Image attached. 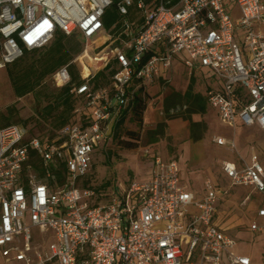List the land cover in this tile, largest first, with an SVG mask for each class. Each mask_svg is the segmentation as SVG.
<instances>
[{"label": "built area", "instance_id": "obj_1", "mask_svg": "<svg viewBox=\"0 0 264 264\" xmlns=\"http://www.w3.org/2000/svg\"><path fill=\"white\" fill-rule=\"evenodd\" d=\"M112 7L119 20L107 29ZM76 33L89 71L108 60L117 71L99 89L75 84L71 63L53 74L58 88L72 86L82 97L77 112L91 118L86 125L69 123L42 138L21 123L0 124V255L18 264H251L214 224L227 191L206 180L197 196L175 160L155 158L149 179L117 184L107 201L82 183L108 123L139 91L148 95L179 56L190 74L207 68L221 82L206 96L222 123L264 131V0H0V70L24 49ZM215 142L232 145L225 137ZM223 170L232 186L264 193L257 153L241 165L226 161Z\"/></svg>", "mask_w": 264, "mask_h": 264}, {"label": "rangeland", "instance_id": "obj_2", "mask_svg": "<svg viewBox=\"0 0 264 264\" xmlns=\"http://www.w3.org/2000/svg\"><path fill=\"white\" fill-rule=\"evenodd\" d=\"M104 42L105 39L102 38L99 44ZM66 44L67 48L74 55L80 53L79 56L86 47L85 41L79 33L69 36ZM98 45H95V47ZM47 47L41 48L37 53L31 55L28 63L30 65L37 64ZM89 51L93 52L92 49H89ZM94 56L96 55L94 54ZM81 61L82 57H79L76 63L78 64ZM189 76L188 72L178 65L172 75L173 83L177 84L182 78L186 81ZM197 77L199 84L196 85V89L199 87L203 88V82L201 81L203 79L202 73ZM61 89L53 83L52 77L49 75L36 86L33 92L23 97H18L7 70H0V120H3L4 116H11V122L26 124L32 136L42 138L52 136L55 131L62 127L60 115L64 108L58 107ZM150 100V105H155L156 107L157 103L153 99ZM74 103L76 106H79L82 101H75ZM50 107H52L51 111ZM160 117H164L162 113ZM211 119H206L210 131L207 142L210 144L207 143L208 145L204 147V150L199 151L198 149L197 153H192L188 156L186 155V151L180 152L182 150V147L179 148V145L182 143L181 137L164 140L161 147H166L168 150H163L160 145H151L147 142L146 130L148 126L143 123V126L140 128L133 117L129 116L121 130L122 137H124V134L128 130L136 131L140 135L138 147L135 149H125L118 144L114 136L112 138L108 137L106 142L94 154L92 169L89 174L91 183L95 186L111 184L110 188L114 189L119 183L127 184L131 180H147L152 175L151 161L156 156H160L165 161H177L180 164L184 177L187 178L190 190L195 191L203 189L204 180H213V178L208 177L209 173L207 170L210 166L220 163L223 158L234 163H244L248 162L251 154L255 152L264 165V131L258 127L244 128L243 126H238V129L227 128V124H222L216 118L213 124ZM219 136H224L232 145H225L223 149L211 146V137L215 143V138ZM214 172H217L219 184L227 186L226 181L222 179V174L216 169H214ZM261 202H264V193L256 194L248 205L255 206ZM235 203L236 201L229 204L225 203L218 210L220 216L226 222L235 224L236 226L234 227L236 228L237 223L248 215V209L241 202ZM0 264L18 263L9 262L0 255Z\"/></svg>", "mask_w": 264, "mask_h": 264}, {"label": "crops", "instance_id": "obj_3", "mask_svg": "<svg viewBox=\"0 0 264 264\" xmlns=\"http://www.w3.org/2000/svg\"><path fill=\"white\" fill-rule=\"evenodd\" d=\"M58 34L55 39L59 36ZM54 39V40H55ZM53 40V41H54ZM52 41V42H53ZM51 42V43H52ZM50 43V44H51ZM50 44L48 46H50ZM47 47V46H46ZM82 53V52H81ZM79 56V55H78ZM77 56V57H78ZM182 66L187 72L189 78L186 81L182 78L180 82L177 84L173 83V72L176 70L177 66ZM202 73L203 79V88L196 89V85L199 84L198 75ZM194 82L193 85V93L201 95L206 100L205 112L193 113L190 116V119L184 118L183 114L185 113V108H181L178 103H171L169 108L171 109V114L176 115L173 118H167L165 109H166V101L168 98L172 97L174 94L184 95L190 86L191 82ZM80 85V84H79ZM221 88V82L214 76V74L207 68H202L197 70L193 74H190V71L184 66L183 57L179 56L174 59L171 67L162 69L161 73L156 78L155 82L149 87L148 90V98L153 99L156 102L155 105H147V108L144 112V125H147L148 128L146 130V138L147 142L151 145H160L164 140H168V138L175 139L176 137H181L182 143L179 145V148L182 147L180 152H185L186 155H191L192 153H197L199 151L204 150V147L210 143L207 142L209 131V124L207 122V118H212L211 121L214 124L215 118L220 121L217 110L210 106L207 102V92L209 90H218ZM151 101V100H150ZM134 109V102L130 104V106L121 111L119 115H116L107 126V138H112L115 135V130L117 125L122 119L124 115L126 118L132 115ZM163 114V118L160 117L161 113ZM192 122L196 123L194 129H192ZM161 123H166V127L164 129L163 134L152 135L150 132H153L158 128V125ZM222 123V122H221ZM223 124V123H222ZM238 126H243L239 124ZM237 128L235 129H238ZM227 128H230L226 126ZM244 128H250L245 127ZM224 137V136H219ZM208 143V144H207ZM211 146L215 148H225L222 145H218L211 137ZM162 148V147H161ZM163 150H168L166 147L162 148ZM227 150V149H226ZM160 157V156H156ZM155 160V159H154ZM154 160L151 161V169L153 171ZM228 159L223 158L220 163L210 166L207 170L209 173L208 177L213 178L212 182L214 186L221 192L227 191V194L221 195L218 203V209L222 206L229 203L241 202L243 206H246L248 209V215L245 216L240 222L237 223V227L233 223L226 222L220 216L219 210L217 211L214 224L219 227L226 234L234 238L237 242L235 247V251L237 254L242 256H247L251 259V264H264V231L253 230L252 225L257 223L259 226H264V217L259 216V211L264 208V202L258 203L255 206H249L248 203L252 200V198L256 194H263L257 191H254L251 187L245 186H232L231 180L225 174L223 170V165ZM230 162V161H229ZM234 163V162H233ZM237 165H241V162H235ZM180 165V164H179ZM194 167V166H193ZM214 169L218 170L222 174V179L226 181L227 186H223L219 184L217 172H214ZM181 170V177L183 184L187 187V189L197 196L201 197L205 194V180L203 189L201 191L190 190V187L187 184V178L184 177L183 171ZM152 176V175H151ZM207 178V177H206ZM235 203V204H236ZM223 264H230L227 259H224Z\"/></svg>", "mask_w": 264, "mask_h": 264}, {"label": "trees", "instance_id": "obj_4", "mask_svg": "<svg viewBox=\"0 0 264 264\" xmlns=\"http://www.w3.org/2000/svg\"><path fill=\"white\" fill-rule=\"evenodd\" d=\"M119 20V15L115 7L109 9L106 13L104 22L105 27L110 29L112 25ZM67 36L60 34L49 47L46 48L41 59L37 64H29V58L31 55L38 52L39 49L27 50L24 49L23 56L15 61L12 64L7 65L4 69L7 70L8 76L12 82L15 93L18 97H23L28 93L33 92L36 89V86L39 85L47 76L53 74L60 69L61 67L71 63L70 72L73 76V82L77 85L88 81L93 89L104 88L110 85L112 75L117 71L115 62L112 60L106 61L101 67L95 71L91 72L87 69L83 60L76 63V57L80 54L74 55L68 48L66 44ZM108 46V43L104 45L102 49ZM194 82L190 83L188 91L184 95L174 94L172 97L168 98L166 101L165 113L167 118L176 117V115L171 114V109L169 105L171 103H178L181 108L184 110V118L190 119L191 114L205 112L206 100L199 94L193 93ZM72 86L63 87L59 95L58 107H63L62 114L60 115L61 126H64L69 123L81 122L86 125L90 117L83 115L81 116L77 112L78 106L75 105V101H83L81 96H76L71 93ZM147 98L148 95H143L141 91L135 95L133 100L134 109L132 113L133 119L136 121L138 126L141 128L144 121V112L147 108ZM75 100V101H74ZM79 105V104H78ZM239 106V103L237 104ZM80 106V105H79ZM54 108V107H53ZM52 107H50L51 111ZM11 116H4L3 120H0L1 125H10L15 124L11 122ZM126 115L120 119L117 128L115 130L114 138L117 140L118 144L125 149H135L138 147L140 140V135L136 131L128 130L122 137V129L127 121ZM18 124V123H16ZM26 125V124H24ZM27 126V125H26ZM197 126L196 123L192 122V129ZM166 123H161L158 125V128L153 132H150L152 135L163 134ZM83 186H91L96 188L100 193H103L101 197L104 201L108 200V193L112 188L111 184H104L101 186H95L91 183V177L88 176L83 181Z\"/></svg>", "mask_w": 264, "mask_h": 264}, {"label": "bare ground", "instance_id": "obj_5", "mask_svg": "<svg viewBox=\"0 0 264 264\" xmlns=\"http://www.w3.org/2000/svg\"><path fill=\"white\" fill-rule=\"evenodd\" d=\"M79 57H81V56L76 57V60H77Z\"/></svg>", "mask_w": 264, "mask_h": 264}]
</instances>
